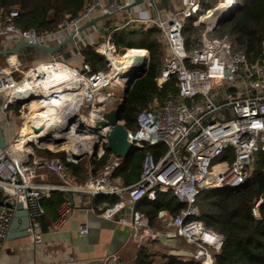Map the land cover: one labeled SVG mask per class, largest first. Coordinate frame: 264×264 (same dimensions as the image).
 <instances>
[{
	"label": "built area",
	"instance_id": "obj_1",
	"mask_svg": "<svg viewBox=\"0 0 264 264\" xmlns=\"http://www.w3.org/2000/svg\"><path fill=\"white\" fill-rule=\"evenodd\" d=\"M137 1L140 0H88L81 11L65 14L51 30H23L17 26L20 17L18 7L0 8V51L11 50L18 42L55 46L70 37L74 39L68 44L74 47L71 52L56 55L49 61L24 64L17 54L0 55V123L6 142L5 148H0V190L3 192L0 202V258L20 204L28 212V236L40 249L45 246L40 221L45 214L43 203L54 193H70L76 200L67 199L63 203L53 231H58L75 208L80 207V197L91 200L118 197L120 201L99 216L128 225L132 229V239L144 242L150 238L157 239L163 233H155L148 218L138 210L132 221L127 215L121 218L116 215L126 208V204L132 208L143 197L155 201L159 192H172L183 208L174 217L163 211L159 213L163 228L174 229L165 237L183 238L195 248L193 258L196 261L216 264L215 255L221 253L223 240L195 218L199 214L198 198L207 191L236 192L245 187L252 175L250 167L254 155L264 151V42L262 57L251 64L244 53H235L230 43L208 38V29L215 27L209 24L211 13L228 4L230 11L237 8L236 0H219L217 6L203 15L202 0H182L181 10L160 20L149 12L152 9L157 11L155 3L146 0L138 5L142 8L135 11L136 20L148 28L157 26L168 43L169 54L158 85L162 86L176 76L178 98L170 97L163 101L155 98L148 109L138 114L137 129L128 130V140L139 149L158 145L168 147L166 154L158 159L150 152L146 154L140 179L135 184L123 186L113 179L115 168L122 159L112 153V162L84 185L78 184L67 173L59 157L46 158L38 154L44 150L64 151L40 142L42 132L49 134L48 125L45 127L41 122L46 118L42 111L46 105L44 97L48 100L49 97H60L56 102L61 103V114L69 112L66 108L70 104L74 107L70 125L76 130H94L95 122L113 103L112 96H106L104 91L115 86L111 79L114 68L110 73L94 71L81 47L84 43L92 46L96 53L111 61L118 53L113 37L110 35L106 42L100 43L94 37L96 27L83 31L80 28L94 18L126 12V8ZM195 16H199L197 23L206 24L207 29L202 45L187 53L183 29L186 21ZM67 55L78 60L79 64L66 60L64 56ZM188 60L193 68L187 65ZM238 81L241 86L236 85ZM225 91L230 95L225 97ZM39 92H45V95H39ZM227 109L231 111L230 119L220 116V112ZM32 112L41 121L29 120ZM12 113L16 116L15 122H18L17 118L20 120L17 132L9 121ZM56 126L65 133L61 123L56 122ZM95 131L107 133V129ZM107 147L106 139L102 154L98 151L94 156L89 154L90 160L103 157ZM65 152L67 161L81 159H76L77 155L67 150ZM43 172L50 173L54 179L44 181ZM263 207L264 192L253 202L252 213L257 220L262 219ZM80 233L87 234L88 227L82 226ZM44 258L46 264L74 263L72 257L66 260L50 252L44 254Z\"/></svg>",
	"mask_w": 264,
	"mask_h": 264
},
{
	"label": "trees",
	"instance_id": "obj_2",
	"mask_svg": "<svg viewBox=\"0 0 264 264\" xmlns=\"http://www.w3.org/2000/svg\"><path fill=\"white\" fill-rule=\"evenodd\" d=\"M87 1L0 0V8L9 10L12 7H18L20 17L17 20V26L23 30H51L65 14H76L81 11ZM236 1L235 13L220 28L209 32L208 38L230 43L235 53H244L248 61L255 64L263 53L264 0ZM216 5L217 0H202L201 15L206 14ZM198 19L199 16H195L187 20L183 29L187 53L193 52L202 45L203 34L207 27L205 24H196ZM161 34V30L154 26L147 30L126 29L115 32L112 36L117 49H127L123 55L128 50L137 49L145 50L147 53L149 51L151 57L147 74L135 83L125 103L122 121L127 130L137 129L138 114L148 109L155 98L160 101L170 97L177 99L176 76H172L162 86L158 85V78L167 58ZM1 41L0 38V44ZM84 54L86 61L91 64L94 71L109 72L107 71L109 62L96 53L92 46L86 45ZM186 63L193 68L189 60ZM18 110L24 111L19 108ZM51 148L67 150L72 154L65 143L52 145ZM103 150L104 144L100 145L96 152L102 154ZM167 151V146L158 145L154 148L146 146L144 149L133 152L127 160H122L115 168L113 179L123 186L135 184L140 179L146 154L150 152L158 159ZM40 152L44 154L39 155L46 158L59 157L67 173L82 185L86 184L91 177L100 175L112 162L109 151H106L99 160L81 158L77 162L67 161L65 151L57 153L50 150L38 151ZM232 159L233 157L230 158ZM258 159L261 166L260 171H254L246 186L239 191H207L198 198L199 214L195 218L200 220L206 229L220 235L223 240L221 253L215 255L216 264H264V207L261 211L262 222L259 226L252 213L254 200L264 192V151L259 153ZM2 199L3 192L0 190V202ZM65 200L63 193H54L49 202L46 200L43 203L45 214L40 219L43 230L48 229V217L58 215L57 212ZM113 202L110 203L112 206ZM182 208L183 206L172 192H159L155 201L145 198L138 205V211L148 218L151 228L158 234L164 231L160 224L159 213L163 211L169 217H174L180 213ZM162 241L159 236L157 239L150 238L144 242H134L128 264H203L194 258L184 260L177 255L170 254L160 243Z\"/></svg>",
	"mask_w": 264,
	"mask_h": 264
},
{
	"label": "crops",
	"instance_id": "obj_3",
	"mask_svg": "<svg viewBox=\"0 0 264 264\" xmlns=\"http://www.w3.org/2000/svg\"><path fill=\"white\" fill-rule=\"evenodd\" d=\"M165 2L167 5H164V3L160 0H155L157 11L156 9H152L150 11L148 10L150 12V15L156 20L167 19L182 8V0H165ZM219 3L220 1L217 0V5ZM140 8H142V6L134 7L133 9L127 10L126 12H123L119 15L107 16V18L101 20L96 25H93V27L97 28V32L94 33V37H96L100 43H104L106 42L107 38L110 35L113 36L115 32L117 33L126 29L142 28L144 30H147L152 28H148V26H145L136 20L137 15L135 14V11L137 12V10ZM227 8L228 5H226L221 11L224 12L225 10H227ZM213 14L214 12L211 13V17L209 18L210 25L213 23ZM214 20L217 23L220 19ZM216 23L214 25H216ZM196 24L198 23L196 22ZM104 27H106L105 29L107 30V32L102 36L99 32H101V29ZM90 28H92V26L88 29ZM161 41L164 43L166 47V53L168 55V43L164 41V39L162 38V34ZM19 43L20 42L16 43L14 48ZM81 47L84 54L86 44H82ZM70 49L73 50L74 47L70 45ZM16 54L19 56L18 53ZM56 55L63 54H52V56L48 58V61L52 60ZM64 57L71 63H74L76 65L79 64L78 60L73 59L68 55ZM119 92L122 94V90H120ZM59 109L60 106L59 108H56L57 111ZM52 122L54 121L52 120ZM44 134L45 133L42 132L41 136H44ZM87 135L90 134L87 133ZM83 148H85V146ZM43 179L46 182L51 181L52 179H54V176H52L50 173L43 172ZM65 198L66 200L68 199L67 195H65ZM50 199H48V202L50 201ZM66 200L64 201V203L66 202ZM74 200H76L75 197H73V201ZM119 201L120 199L118 197H110L105 199L95 198L92 200L87 197H80V207L75 208L73 214L69 216L68 220L58 229V231H53V226L58 220L60 209L57 212L58 215L56 214L53 217H48V229L43 230L42 228V243L45 245L43 249L34 246L28 235L16 238L7 237V240L4 244V251L0 258V264H46L44 254H48V252L54 254L55 256L66 258V260L72 257L74 259L73 264H92V262L105 261L110 254L119 252V250H121V248H123L125 244H128L124 256L112 262V264H126L124 257L130 256L132 254L131 252V254H129V251H132V245H134L133 243L135 242L133 239L131 240V242H129L132 236V229L128 225L118 224L113 220H108L99 216V214L109 210V207L112 206L110 204L111 202L115 204ZM129 206V204H126V208L121 213L117 214L116 217L121 218L125 215H128L126 209ZM19 219L20 224L18 223L15 226L16 232L20 231L22 224L26 221L25 217L23 216H20ZM84 225L88 227L87 234L80 233L81 227ZM161 227L163 228L162 224ZM163 230V234L160 233L162 234V236L160 237L170 240L168 241L169 243L166 241L168 245H170V247H168V250L166 249V247L165 251L173 255L181 256L184 260H190L193 258V252H191L189 248L178 249L176 247V243L178 241L187 243L183 238L177 237L168 239L167 237H165L166 233L174 232L173 228L165 227L163 228ZM188 246H190L193 250L192 245L188 244Z\"/></svg>",
	"mask_w": 264,
	"mask_h": 264
},
{
	"label": "water",
	"instance_id": "obj_4",
	"mask_svg": "<svg viewBox=\"0 0 264 264\" xmlns=\"http://www.w3.org/2000/svg\"><path fill=\"white\" fill-rule=\"evenodd\" d=\"M145 1L146 0L137 1L133 5L127 7L126 10H131L133 7L140 5V4L144 3ZM148 1L155 3V0H148ZM160 1L163 2L164 5H167L165 0H160ZM235 10H236V8L231 10V13L226 15L224 18H221L216 23L214 28L208 29V32L209 31L210 32L215 31L218 28H220L222 26V24L235 13ZM105 18H107V16H100V17L92 19L91 21H89L88 23L83 25L80 28V31H83V30L88 29L89 27H91L93 25H96L98 22H100L101 20H103ZM72 42H74L73 37H70L65 42H62V43L57 44L55 46H39V45H32V44H29L26 42H20L19 44H17V46L15 48H13L11 50L0 51V55L16 54V53H18V51L22 47L37 48V49L47 51L50 54H55L57 51L61 50L62 48H64L65 46H67L69 43H72ZM150 62H151V58L149 56V64H150ZM149 64L147 67H142L139 72L134 73L136 75V77L132 83V86H130V88H128L122 94V101H121L119 108L105 111L102 114V117L97 122H95V124H94V130L107 129V133L105 135V138L108 140L107 150L110 153H112L115 157L122 159L123 161L127 160L133 154V152L139 150V148L136 147L134 144H132L128 140V130L126 129L124 122L122 121V114H123V111L125 108V103H126V100L128 98V94H129L130 90L133 88V86L135 85V83L139 79L143 78L147 74V72L149 70ZM5 146H6V142H5V138H4V132H3L2 125L0 123V148L3 149V148H5ZM94 155H95V153L92 156H94ZM82 156H76L75 158L80 159V158H82ZM223 191H225V190H223ZM237 191H239V190H237ZM67 197L69 200H71V201L73 200L72 194L67 193ZM145 198L146 197H143L142 199L138 200L133 205L132 208L127 207L126 211L128 213L127 217L129 218V220H131V221L133 220L134 214L138 210L139 203ZM20 216L25 217L26 221H25V223L22 224L20 231L16 232L15 226L19 223ZM261 222H262V219L257 220V225L259 226L261 224ZM29 225H30V222H29L28 212L26 210H24L22 205L20 204L17 206L15 217L12 220L8 237L9 238H16V237H21V236H27L28 235L27 229H28ZM131 240H132V236H131L129 242H131ZM127 246H128V244H125L123 246V248H121V250H119V252L114 253V254H110L105 261L92 262V264H112L113 261L124 256L125 251L127 249Z\"/></svg>",
	"mask_w": 264,
	"mask_h": 264
},
{
	"label": "bare ground",
	"instance_id": "obj_5",
	"mask_svg": "<svg viewBox=\"0 0 264 264\" xmlns=\"http://www.w3.org/2000/svg\"><path fill=\"white\" fill-rule=\"evenodd\" d=\"M228 10H230V6L228 5L227 10H225L222 14L228 13ZM216 19V18H214ZM213 19V23L210 26H213L216 21ZM113 58V66H114V73L111 75V79L114 82L116 86L120 90H122V94L132 86V83L136 77L134 73L139 72L142 67H145L148 65V54H145L143 50H137V49H131L128 50L125 55H123V59L116 58L117 55H114ZM132 59V65L134 68L128 69V61ZM39 95H45V92H39ZM50 100H48V97H44L43 100L45 101V106L42 109L44 115L46 116L45 120L41 121L36 117L35 113L29 114V120H36L41 121L43 124L45 123V127L47 126L48 121V130L49 134L44 136L40 135V142H42L43 145H58V144H69L70 141L73 142L75 136L73 135H87L89 133L90 135L95 136V142L92 143V145L89 146V150H79L78 152L82 155L84 154H90L93 155L96 150L100 147V145L104 144L106 141L105 134L103 132H97L91 128H85L84 130H76L74 127L70 125V122L74 115V107L71 106V104L68 106L69 112H65L64 114H61V109L58 111L56 108H59L60 104L59 102H56L60 97H49ZM57 98V99H56ZM49 114V118H48ZM52 120L54 122H52ZM56 122L61 123L64 127L65 133H61L56 126ZM77 137V136H76ZM72 155H77L72 152Z\"/></svg>",
	"mask_w": 264,
	"mask_h": 264
},
{
	"label": "rangeland",
	"instance_id": "obj_6",
	"mask_svg": "<svg viewBox=\"0 0 264 264\" xmlns=\"http://www.w3.org/2000/svg\"><path fill=\"white\" fill-rule=\"evenodd\" d=\"M221 10H223V9H221ZM221 10L220 9H216L214 11V14H213L212 17H214L216 19H221V18H224L229 13H231V11L228 10V13L227 14L225 13L223 15L222 14L223 12ZM19 25H21V24H19ZM105 28L106 27L102 28L101 29V32H99V33H101L102 36H103V34H105L107 32V30ZM125 51L126 50H118V53L116 54L117 55L116 58H119V59L122 60L123 59V56L122 55L124 54ZM143 51L145 52V54H149V56H150V53L149 52L147 53V51H145V50H143ZM57 52L60 53V54H65L66 52H71L70 45L65 46L64 48H62L61 50H59ZM18 54H19V57H20L21 61L24 64L33 62L34 60L35 61L36 60H38V61H45V60H48V58H50L52 56V54L48 53L47 51H44V50H41V49H37V48H32V47H23L20 51H18ZM108 62H109V70H107V71H109V73H110L111 70H112V67L114 68V66H113V59L111 61H108ZM127 66H128V69L134 68V66L132 65V59H130L128 61V65ZM147 66L148 65H146L145 67H147ZM236 85L237 86H241L242 84L238 81ZM219 89H220V87H219ZM223 89L226 90V87L224 86ZM119 91H120V89L116 85L114 86V88H107L104 91V93H106V96L108 94L110 96H112V102L113 103L108 107V110L118 109L119 108V106L121 104V101H122V94ZM228 95H230V93L228 91H225L224 96L227 97ZM220 113H218V114H220V116L225 115L226 119H230L231 118V111L229 109L224 110V111H222ZM12 115L13 116L9 117V121L13 125L14 131L17 132L18 131V127H19V123L18 122L20 120L17 118L18 122L17 121L15 122V119H16V116L15 115H17V112L16 111H15V115L13 113H12ZM14 122H15L16 125H14ZM73 136H75V138H73L74 141L73 142L70 141V143L68 144V147L70 148L71 152H73L75 154L82 155L78 151L79 150H82V151L89 150V146L92 145V143L95 142V136H93V135H80V136L79 135H73ZM83 145L85 146V148H83L84 147ZM60 152H62V151H60ZM259 153H256L254 155V162H253V164L250 167V172L252 174L254 173V171H256V172H259L260 171L261 166L259 164V159H258ZM38 154H41L42 155L44 153L40 152ZM82 158H86L87 160H90L91 156L89 154H86V155H83ZM161 239L163 240V242H160V243L162 245H164L165 248L167 247L166 249L168 250V247H170V245H168V243H169L168 241H170V240H167V239H165L163 237H161ZM176 247L178 249L179 248L180 249L189 248L191 250V252H193V253L195 252V248L194 247H193V250H192V248L190 246H188V244L185 243V242H183V241H178L176 243ZM130 252L131 251H129V254H130ZM179 257H181V256H179ZM129 259H130V256L124 257V260H125L126 264L129 263Z\"/></svg>",
	"mask_w": 264,
	"mask_h": 264
}]
</instances>
